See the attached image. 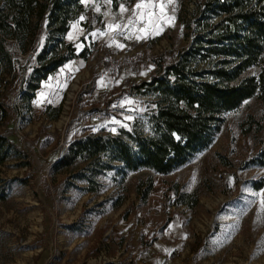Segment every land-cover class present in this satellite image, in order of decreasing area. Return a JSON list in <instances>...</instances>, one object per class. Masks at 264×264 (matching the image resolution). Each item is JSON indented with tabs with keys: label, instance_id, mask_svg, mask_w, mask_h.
<instances>
[{
	"label": "rangeland",
	"instance_id": "1",
	"mask_svg": "<svg viewBox=\"0 0 264 264\" xmlns=\"http://www.w3.org/2000/svg\"><path fill=\"white\" fill-rule=\"evenodd\" d=\"M202 1L151 0L139 20L141 0L116 9L82 0L65 40L86 59L48 77L31 113L6 96L0 135L25 157L0 166V264H264V169L252 163L264 150V101L225 114L211 145L169 175L120 164L86 179L53 171L69 142L145 120L139 103L148 98L131 87L189 46L187 24ZM182 196L189 205L177 203Z\"/></svg>",
	"mask_w": 264,
	"mask_h": 264
},
{
	"label": "trees",
	"instance_id": "2",
	"mask_svg": "<svg viewBox=\"0 0 264 264\" xmlns=\"http://www.w3.org/2000/svg\"><path fill=\"white\" fill-rule=\"evenodd\" d=\"M132 1L112 0V5ZM83 13L82 0H0V127L10 116L7 95H17L31 113L48 77L86 59L84 50L76 53L65 40ZM187 28L189 46L149 81L131 87L148 98L139 103L145 120L115 135L101 131L69 142L54 172L71 170V178L86 179L120 164L124 172L169 175L211 145L225 114L249 99L264 101V0L196 2ZM13 156L25 157L0 135V166ZM252 163L264 169V150ZM188 199L177 203L189 205Z\"/></svg>",
	"mask_w": 264,
	"mask_h": 264
},
{
	"label": "snow or ice",
	"instance_id": "3",
	"mask_svg": "<svg viewBox=\"0 0 264 264\" xmlns=\"http://www.w3.org/2000/svg\"><path fill=\"white\" fill-rule=\"evenodd\" d=\"M109 2H110V0H109ZM152 7H154V5H153V3L151 2V0H149L148 3H144V0H141L140 3H137V5H136V9L140 10V11L138 12V14H137L138 19H139V20H143L144 17H145V15H146V13H145L143 10H144L145 8L151 9ZM161 10H163V6H161ZM97 11H99V8H97ZM126 11H128V9L121 7V12H126ZM147 15H151V13H147ZM81 19H83V17H81ZM129 23H133V21L130 20ZM149 23H151V21H149ZM120 27H121V26L118 25V24L115 25V26H113V25H108L109 31L119 30ZM141 31L143 32V31H145V29L142 28ZM103 34H104V33H101V35H103ZM136 38H137V39H140L141 37L137 36ZM117 47H122V45H117ZM129 119H131V117H129Z\"/></svg>",
	"mask_w": 264,
	"mask_h": 264
},
{
	"label": "built area",
	"instance_id": "4",
	"mask_svg": "<svg viewBox=\"0 0 264 264\" xmlns=\"http://www.w3.org/2000/svg\"><path fill=\"white\" fill-rule=\"evenodd\" d=\"M107 62H110V58H108L107 56L104 58ZM65 149V148H64ZM62 150L61 154H60V157H62L63 153L65 150Z\"/></svg>",
	"mask_w": 264,
	"mask_h": 264
}]
</instances>
